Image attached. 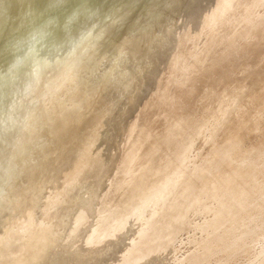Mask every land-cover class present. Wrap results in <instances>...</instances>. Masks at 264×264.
I'll return each instance as SVG.
<instances>
[{"label": "rangeland", "instance_id": "obj_1", "mask_svg": "<svg viewBox=\"0 0 264 264\" xmlns=\"http://www.w3.org/2000/svg\"><path fill=\"white\" fill-rule=\"evenodd\" d=\"M106 1L2 52L0 264H264V0Z\"/></svg>", "mask_w": 264, "mask_h": 264}, {"label": "bare ground", "instance_id": "obj_2", "mask_svg": "<svg viewBox=\"0 0 264 264\" xmlns=\"http://www.w3.org/2000/svg\"><path fill=\"white\" fill-rule=\"evenodd\" d=\"M2 1V4H7L6 0H1ZM4 1V2H3ZM115 1V0H114ZM142 1H145L146 3L149 1L152 3L153 1L152 0H142ZM156 0H154L155 2ZM250 1V0H249ZM257 1V0H256ZM10 2V1H9ZM8 2V3H9ZM11 2H13L11 0ZM10 2V3H11ZM15 2V0H14ZM13 2V3H14ZM105 2H107L105 0ZM109 2V1H108ZM112 2V1H111ZM160 2V1H159ZM9 3V4H10ZM93 3V4H91ZM96 3L97 4H101V0H16V2L12 5V3L10 4V8H6V6L8 7L9 5L5 4V11L3 9V12H2V8L1 9V12H0V60L1 61H13L12 58H17L18 60L20 61H23L26 59L25 57H27L26 55H30V53H39V51L37 50V46L39 43L45 45V43L47 44V40L46 38L52 34V30L55 26H58L60 28H64L66 26H69L71 25L72 23H74L75 25L74 26H71L72 29H75L77 28L79 30V25L80 24H83L82 23V18H83V15L86 14L87 12H90L91 14L93 13V10H94V7H96ZM147 3V5H148ZM215 3V2H214ZM251 3V2H250ZM1 4V6H2ZM104 4V2H103ZM140 4V3H139ZM12 5V6H11ZM151 5V4H150ZM248 5V4H247ZM3 6V7H4ZM98 6V5H97ZM105 6V5H104ZM109 6V4H108ZM163 6V5H162ZM173 6V5H172ZM250 6V5H249ZM110 7V6H109ZM143 7V6H142ZM157 7V6H156ZM167 7V6H166ZM105 8V7H104ZM146 8V7H145ZM151 8V7H150ZM99 9H100V6H99ZM102 9V7H101ZM164 9L165 6H164ZM107 10V9H106ZM151 10V9H150ZM95 11V10H94ZM97 11V10H96ZM99 11V10H98ZM101 12H104L103 10ZM99 12V13H101ZM168 12V11H167ZM98 13V14H99ZM142 13V12H141ZM144 13V12H143ZM146 13V12H145ZM150 13V12H149ZM169 13V12H168ZM249 13V12H248ZM97 14V15H98ZM160 14V12H159ZM162 14H163V11H162ZM165 15V14H164ZM170 15V14H169ZM102 16V15H101ZM85 17V16H84ZM88 17V15H87ZM86 17V18H87ZM160 17V16H159ZM166 17V16H165ZM102 18V17H101ZM166 18H170V16L166 17ZM250 18V17H249ZM89 19V18H88ZM93 19V18H92ZM96 19V18H95ZM162 19V18H161ZM166 20V19H165ZM168 20V19H167ZM94 21V20H93ZM103 21V19L101 20ZM100 21V22H101ZM160 21V20H159ZM226 21V20H225ZM261 21V20H260ZM258 20V22H260ZM87 22V20H86ZM84 22V23H86ZM91 22V21H90ZM168 22V21H167ZM240 22V21H239ZM247 22V21H246ZM255 25L258 23L256 20H255ZM89 23V22H87ZM206 23V22H205ZM158 24V23H157ZM253 24V23H252ZM73 25V24H72ZM84 25V24H83ZM105 25V24H104ZM196 25V24H195ZM249 25V24H248ZM259 25V23H258ZM256 25V26H258ZM85 26H87V24H85ZM111 26V25H110ZM57 27V28H58ZM79 27V28H78ZM28 28H32V38H27V39H30V43L29 44H36V48H33L32 50H30L29 52H23V54H21L19 51H18V48H15L13 52H11L10 54H12V58L11 57H7V56H4L2 54V52L4 51L5 47L10 44V42L15 38H20L22 37L26 32H28ZM196 28V27H195ZM68 29V28H67ZM88 29H90L88 27ZM114 29V28H112ZM55 30V28H54ZM66 30V29H65ZM81 30V29H80ZM79 30V31H80ZM111 31V29H110ZM241 30L239 29V32ZM205 32V31H204ZM29 33V32H28ZM53 33H55L53 31ZM57 33V32H56ZM60 33V32H59ZM58 33V34H59ZM73 33V32H72ZM89 33V32H88ZM42 34H46V37L39 41L42 36ZM71 34V33H70ZM81 34V33H80ZM105 34V32H104ZM110 34L112 35V33L110 32ZM57 35V34H54V36ZM238 35V34H237ZM244 35V34H243ZM242 35V36H243ZM53 36V35H52ZM65 34H60L58 37V40H60L62 43H66L68 41L67 38H64ZM192 36V35H191ZM239 36V35H238ZM31 37V36H30ZM186 37V36H185ZM251 37V36H250ZM26 38V37H25ZM49 38V37H48ZM89 38V37H88ZM235 38V37H234ZM51 39V38H50ZM90 39V38H89ZM253 39V38H252ZM25 40V39H24ZM52 40V39H51ZM80 40V39H79ZM83 40V39H82ZM233 40V38H232ZM26 41V40H25ZM29 41V40H27ZM254 41V40H253ZM56 42V40H55ZM88 42V40H87ZM236 42V40H235ZM8 43V44H7ZM61 43V44H62ZM76 43V42H75ZM84 42H82L81 44H83ZM92 43V42H91ZM190 43V42H189ZM188 43V44H189ZM237 43V42H236ZM241 43V42H240ZM28 44V43H27ZM49 44V43H48ZM54 44V42H53ZM52 44V46H54ZM77 44V43H76ZM75 44V47H77ZM239 44V43H238ZM11 45V44H10ZM22 45V44H21ZM51 45V43L49 44ZM90 44H88L89 46ZM42 46V45H41ZM82 47V46H81ZM87 46H85L86 48ZM12 48V47H11ZM9 48V49H11ZM22 48V47H21ZM25 48V47H24ZM23 48V49H24ZM54 48V47H53ZM78 48V47H77ZM76 48V49H77ZM83 48V47H82ZM90 48V47H88ZM186 48V47H185ZM40 49V47H39ZM73 49V48H72ZM71 49V50H72ZM71 50H69V52H71ZM84 50V48H83ZM82 50V51H83ZM94 50V49H93ZM249 50V49H248ZM10 51V50H9ZM72 51H75L72 50ZM81 51V49H80ZM184 51V50H183ZM68 52V53H69ZM84 52V51H83ZM88 52V50H87ZM226 52V51H225ZM67 53V52H66ZM67 53V54H68ZM90 53V52H89ZM185 53V52H184ZM9 54V55H10ZM14 54V55H13ZM65 54V55H67ZM252 54V53H251ZM72 55V54H71ZM74 55H76V53H74ZM73 55V56H74ZM223 55V54H222ZM11 56V55H10ZM70 57V56H69ZM13 58V59H14ZM73 59V58H72ZM74 59H77L74 58ZM16 60V59H15ZM230 60V59H229ZM76 61V60H75ZM119 61V60H118ZM202 61V60H201ZM17 62V60H16ZM14 62V63H16ZM73 62V61H72ZM204 62V61H203ZM247 62V61H246ZM2 63V62H1ZM13 63V62H12ZM18 63V62H17ZM16 63V64H17ZM6 64H9V63H6ZM93 64V63H92ZM2 65V64H0ZM14 67L16 66L15 64H13ZM19 65V64H18ZM225 65V64H224ZM11 66V64H10ZM85 66V65H84ZM83 66V67H84ZM1 67V66H0ZM81 67V66H80ZM86 67V66H85ZM91 67V66H90ZM89 67V68H90ZM244 67V66H243ZM3 68V67H1ZM11 67H8V70H10ZM82 68V67H81ZM107 68V67H106ZM247 68V67H246ZM7 69V67H6ZM4 69V70H6ZM13 69V67H12ZM20 69V68H19ZM189 69V68H188ZM89 70V69H88ZM191 70V69H190ZM2 71V70H1ZM122 71V70H121ZM169 71V70H168ZM6 72V71H5ZM90 72V71H89ZM95 72V71H94ZM125 73V71H123ZM220 72V71H219ZM72 73V72H71ZM83 73V72H82ZM98 73V72H97ZM116 73V72H115ZM186 73V72H185ZM4 75V72L2 73ZM15 74V73H14ZM90 74V73H89ZM100 74V73H99ZM173 74V73H172ZM1 75V73H0ZM17 75V74H15ZM75 75V74H74ZM94 75V74H93ZM19 76V75H18ZM38 76V75H37ZM72 76V74L70 75ZM92 76V74H91ZM90 76V77H91ZM2 77V76H0ZM120 78V76H118ZM69 78V77H68ZM95 78V77H94ZM118 78V79H119ZM123 78V77H122ZM159 78V77H158ZM179 79V78H178ZM116 81V80H115ZM119 81V80H118ZM117 81V83H118ZM161 82V81H160ZM175 82V81H174ZM94 83V82H93ZM116 83V82H115ZM116 83V84H117ZM114 84V83H113ZM119 84V83H118ZM120 85V84H119ZM155 85V84H154ZM157 85V84H156ZM78 86V85H77ZM165 86V85H164ZM121 87V86H120ZM124 87V86H123ZM237 88V87H236ZM108 98V97H107ZM111 102V101H110ZM188 103V102H187ZM104 105V104H103ZM109 105V104H107ZM112 105V104H111ZM114 106V104H113ZM101 107V106H100ZM103 108V107H102ZM151 108V107H150ZM6 109V108H5ZM7 110V109H6ZM107 111V110H106ZM105 111V112H106ZM94 112V111H93ZM98 113V112H97ZM96 113V114H97ZM108 113V112H107ZM161 114V113H160ZM159 114V115H160ZM184 114V113H183ZM166 115V114H164ZM70 116V115H69ZM89 116V115H88ZM147 116V115H146ZM64 117V116H63ZM62 118V117H61ZM92 118V117H91ZM73 119V118H72ZM97 119V118H96ZM154 119V118H153ZM87 120V119H86ZM59 121V120H58ZM68 121V120H67ZM89 121H93V120H89ZM95 121V120H94ZM163 121V120H162ZM99 123V122H98ZM83 125V124H82ZM145 125V124H144ZM174 125V123H173ZM91 126V125H90ZM151 126V125H150ZM92 127V126H91ZM87 128V127H86ZM86 131V130H85ZM162 131V130H161ZM79 133V131H78ZM81 134V133H80ZM86 136V134H85ZM245 137V136H244ZM87 138V137H86ZM95 140V139H94ZM183 140V139H181ZM91 141V140H90ZM151 144V143H150ZM174 144V143H173ZM176 146V145H175ZM148 148V147H147ZM157 148V147H156ZM153 155V154H152ZM143 167V166H142ZM172 167V166H171ZM4 170V169H3ZM166 171V170H165ZM4 178V177H3ZM2 190V189H1ZM25 190V189H24ZM24 198V197H23ZM19 205H20V202H19Z\"/></svg>", "mask_w": 264, "mask_h": 264}]
</instances>
